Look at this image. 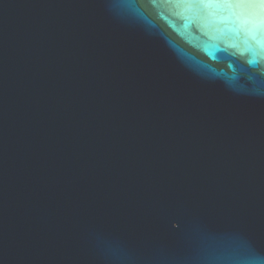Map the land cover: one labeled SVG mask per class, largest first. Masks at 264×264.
<instances>
[{"label":"water","instance_id":"water-1","mask_svg":"<svg viewBox=\"0 0 264 264\" xmlns=\"http://www.w3.org/2000/svg\"><path fill=\"white\" fill-rule=\"evenodd\" d=\"M0 264H264V3L0 0Z\"/></svg>","mask_w":264,"mask_h":264},{"label":"snow or ice","instance_id":"snow-or-ice-1","mask_svg":"<svg viewBox=\"0 0 264 264\" xmlns=\"http://www.w3.org/2000/svg\"><path fill=\"white\" fill-rule=\"evenodd\" d=\"M261 3H264V0H260Z\"/></svg>","mask_w":264,"mask_h":264}]
</instances>
